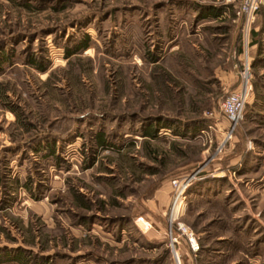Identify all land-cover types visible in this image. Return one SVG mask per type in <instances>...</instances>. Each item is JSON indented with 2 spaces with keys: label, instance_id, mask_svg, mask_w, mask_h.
<instances>
[{
  "label": "rangeland",
  "instance_id": "rangeland-1",
  "mask_svg": "<svg viewBox=\"0 0 264 264\" xmlns=\"http://www.w3.org/2000/svg\"><path fill=\"white\" fill-rule=\"evenodd\" d=\"M1 59L0 264H264V2L0 0Z\"/></svg>",
  "mask_w": 264,
  "mask_h": 264
},
{
  "label": "built area",
  "instance_id": "built-area-1",
  "mask_svg": "<svg viewBox=\"0 0 264 264\" xmlns=\"http://www.w3.org/2000/svg\"><path fill=\"white\" fill-rule=\"evenodd\" d=\"M224 2L228 5H231L234 8V13L237 19L241 20L243 28L245 31L248 30L249 26L255 19V15L259 10L260 5L264 2V0H224ZM248 67H245L241 72L242 82L240 87L229 93L225 99L221 102L220 111L223 115L230 121L231 126L229 131L227 132V138L231 137V133L234 130L236 124L242 117V112L244 109L245 102L247 97L250 93L251 87L248 81ZM189 179H175L172 181V207H171V214L174 216L180 214V208L182 209L183 203V194L189 184ZM174 220V219H172ZM138 221L141 223H146L147 228L148 223L144 221L142 217L138 218ZM177 229L180 232L181 236H184V240L189 247V249L195 253L199 249V241L198 236L196 233L187 225L182 222H177ZM172 241V248H174V244H179L180 240L177 237H173ZM174 250V260L175 264H186L180 258L178 251Z\"/></svg>",
  "mask_w": 264,
  "mask_h": 264
},
{
  "label": "trees",
  "instance_id": "trees-1",
  "mask_svg": "<svg viewBox=\"0 0 264 264\" xmlns=\"http://www.w3.org/2000/svg\"><path fill=\"white\" fill-rule=\"evenodd\" d=\"M87 47L88 46H87L86 43L81 45V48L84 49V50ZM72 54H73V52H67L66 57H69ZM0 61L3 62L4 60L2 61V59H1ZM1 62H0V64H1ZM27 62L29 64H31L32 66L38 68L39 70H45V67L43 65L41 66L34 58L33 59L32 58H28ZM1 72H2V68L0 67V73ZM13 112L15 114H17L15 111H13ZM141 124H142V126H141L142 129L141 130H142L143 136L144 137H151V138L156 137L158 128H172V127H174L173 124L166 123L163 120H160V121L153 120L152 122L147 123V125H143V123H141ZM172 130H175V128L172 129ZM175 132L178 135H182V132L177 133L176 130H175Z\"/></svg>",
  "mask_w": 264,
  "mask_h": 264
},
{
  "label": "bare ground",
  "instance_id": "bare-ground-1",
  "mask_svg": "<svg viewBox=\"0 0 264 264\" xmlns=\"http://www.w3.org/2000/svg\"><path fill=\"white\" fill-rule=\"evenodd\" d=\"M145 224V226H147V224L146 223H144Z\"/></svg>",
  "mask_w": 264,
  "mask_h": 264
}]
</instances>
